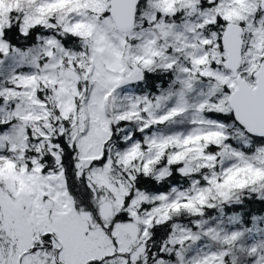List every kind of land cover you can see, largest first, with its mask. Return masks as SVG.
<instances>
[{
    "label": "snow or ice",
    "instance_id": "obj_1",
    "mask_svg": "<svg viewBox=\"0 0 264 264\" xmlns=\"http://www.w3.org/2000/svg\"><path fill=\"white\" fill-rule=\"evenodd\" d=\"M0 264H264V0H0Z\"/></svg>",
    "mask_w": 264,
    "mask_h": 264
}]
</instances>
